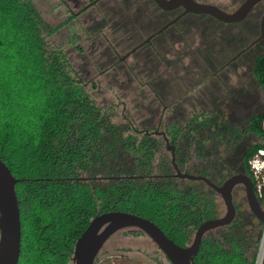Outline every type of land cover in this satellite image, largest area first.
Segmentation results:
<instances>
[{"label": "trees", "instance_id": "obj_1", "mask_svg": "<svg viewBox=\"0 0 264 264\" xmlns=\"http://www.w3.org/2000/svg\"><path fill=\"white\" fill-rule=\"evenodd\" d=\"M60 27L47 28L32 0H0V160L17 180V264H73L75 242L88 222L113 211L142 217L187 246L201 222L219 217V197L201 182L174 176L162 137L136 128L116 104L105 107L92 98L96 87L87 74L49 43ZM251 74L264 105V52L253 60ZM209 121L194 115L166 125L163 133L181 173L220 185L239 168L222 163L216 147L224 138ZM247 133L258 142L244 147L241 172L261 207L264 181L258 196L249 162L264 153V109L233 133L228 150L242 146ZM225 169L228 174H220ZM250 216L251 225L235 212L228 226L205 233L192 263L255 264L262 226Z\"/></svg>", "mask_w": 264, "mask_h": 264}, {"label": "rangeland", "instance_id": "obj_2", "mask_svg": "<svg viewBox=\"0 0 264 264\" xmlns=\"http://www.w3.org/2000/svg\"><path fill=\"white\" fill-rule=\"evenodd\" d=\"M88 1L32 3L47 28L61 26L49 43L62 48L71 65L87 74L86 81L91 80L96 87L92 98L105 107L116 104L117 110L124 109V114L134 119L136 128L151 133L163 132L171 123H187L191 116L205 115L212 132L219 131L224 138L216 147L219 156L225 158L222 163L229 168L238 166L244 147L258 139L244 134L243 145L232 153L228 149L236 137L233 133L242 132L249 118L264 109L261 89L251 74L253 60L264 52V43L259 41L248 48L258 37L264 2L234 24L217 23L207 15L185 16L119 61L169 22L175 12L163 13L150 0H101L86 8ZM206 1L231 13L243 0H198ZM111 64H117L113 70ZM113 71L118 74L116 78ZM226 153L231 158L225 157ZM257 159L254 156L252 160ZM220 174L227 175V169ZM232 202L238 220L253 224L242 187L234 189ZM217 203L221 216L224 209L220 201ZM261 209L264 211V205ZM263 234L261 227L257 261ZM103 248L106 252L98 258H108L98 264H157L156 260L166 264L150 240L137 231L116 232ZM120 254L134 261L113 259Z\"/></svg>", "mask_w": 264, "mask_h": 264}, {"label": "water", "instance_id": "obj_3", "mask_svg": "<svg viewBox=\"0 0 264 264\" xmlns=\"http://www.w3.org/2000/svg\"><path fill=\"white\" fill-rule=\"evenodd\" d=\"M152 1L162 11L181 7L183 8L181 15H207L217 22L234 24L244 20L256 4L264 0H243L231 13L193 0ZM177 18L167 23L156 33L174 23ZM259 40L264 42V12L259 19L258 37L255 41ZM159 135L163 136L162 133ZM164 142L166 151L170 152L174 176L181 180L203 183L219 197L224 209L223 214L201 222L195 229L190 243L185 247H180L168 239L152 222L142 217L119 211L101 213L88 222L76 240L72 256L73 264H92L95 255L104 242L116 232L124 229H136L142 232L170 264H193L192 258L198 251L203 235L209 231L228 226L234 219L235 209L232 202V190L236 186L242 187L246 207L254 219L261 224L262 231H264V211L258 204L249 177L244 174H234L227 177L220 185H215L205 177L181 173L174 164L173 148L167 144L166 139ZM16 183L17 180L8 167L0 160V264H17L19 259L21 226L15 194Z\"/></svg>", "mask_w": 264, "mask_h": 264}, {"label": "flooded vegetation", "instance_id": "obj_4", "mask_svg": "<svg viewBox=\"0 0 264 264\" xmlns=\"http://www.w3.org/2000/svg\"><path fill=\"white\" fill-rule=\"evenodd\" d=\"M99 1H101V0H91V1H88L89 3H88V5L86 6V8L87 7H91V6H93V5H95L97 2H99ZM152 3H153V1L152 0H150ZM193 1H195V2H197V3H202V2H198V0H193ZM262 2H264V1H260L259 3H257L256 5H258V4H260V3H262ZM154 4V3H153ZM202 4H209V5H212V6H215V7H217V8H219L220 10H222V11H225V10H223V9H221L219 6H217L216 4H214L213 2H203ZM154 6L156 7V5L154 4ZM157 8V7H156ZM158 9V8H157ZM159 11H161V12H163V13H174L175 12V15H174V17L170 20V21H172L173 19H175V18H177L176 19V21L174 22V23H172L171 25H168L165 29H163L161 32H159V33H156V32H154V33H152V34H150L149 36H147L142 42H140L139 44H137L136 46H134L129 52H127L126 54H124V56H122L121 58H119V61H122L125 57H128V56H130L131 55V53H133L135 50H137V49H139V48H141V47H143V46H145V45H147L155 36H158V35H160L161 33H163L166 29H168L169 27H171V26H174L176 23H177V21H179L181 18H183V17H185V16H198V15H194V14H185V15H181L182 14V12H183V8H181V7H177V8H175V9H172V10H169V11H162V10H160V9H158ZM227 13V12H226ZM209 17V16H208ZM210 19H212V20H214L213 18H211L210 17ZM169 21V22H170ZM215 22H217L216 20H214ZM169 22H167V23H169ZM166 23V24H167ZM217 23H220V22H217ZM166 24H164L163 26H165ZM221 24H224V23H221ZM162 26V27H163ZM161 27V28H162ZM160 28V29H161ZM159 29V30H160ZM257 39V38H256ZM255 39V40H256ZM253 41L249 46H248V48L251 46V45H254L255 43H257V42H259V41ZM144 41H146L145 43H143ZM260 42H262V41H260ZM264 43V42H263ZM247 48V47H246ZM246 48L244 49V50H246ZM244 50H242V51H240V53L241 52H244ZM157 134V136H160V137H162L163 139H166V136L164 135V133L163 132H156ZM159 133H162L163 134V136H161V135H159ZM154 134V133H153ZM166 141H167V139H166ZM165 143V142H164ZM167 143H168V141H167ZM241 159V158H240ZM237 166V165H236ZM241 162H240V160H239V163H238V170L237 171H235V173L234 174H243L242 172H241ZM233 174V175H234ZM236 187H239V186H236ZM235 187V188H236ZM235 188H233V190H232V198H233V191H234V189ZM125 230V229H124ZM128 230V229H127ZM130 230V229H129ZM122 231V230H121ZM119 232V231H118ZM114 235V234H113ZM109 239V238H108ZM107 239V240H108ZM106 240V241H107ZM106 241L104 242V244L106 243ZM151 242V241H150ZM152 243V242H151ZM104 244L101 246V248L99 249V251L97 252V254L95 255V257H94V260H93V263L92 264H98V263H101V261L102 260H104V259H107L108 257L106 256V257H104V258H102V259H100V258H98V257H102L104 254H105V250H104V248H103V246H104ZM153 244V243H152ZM154 245V244H153ZM157 249V248H156ZM158 250V249H157ZM159 251V250H158ZM104 252V253H103ZM160 252V251H159ZM160 257L163 259V261L164 262H166V264H170L169 262H168V260L161 254V252H160ZM156 258V257H155ZM113 259H116V260H119V261H126V263H129V262H133L134 261V259L133 258H129L128 256H126V255H122V254H120V255H117V256H114L113 257ZM159 259V258H158ZM157 261V264H162L161 262H159L158 260H156Z\"/></svg>", "mask_w": 264, "mask_h": 264}, {"label": "built area", "instance_id": "obj_5", "mask_svg": "<svg viewBox=\"0 0 264 264\" xmlns=\"http://www.w3.org/2000/svg\"><path fill=\"white\" fill-rule=\"evenodd\" d=\"M257 156H264V153L262 151L257 152ZM252 160V162H249L250 165V171L252 173V176L256 182L255 190L258 196L260 195V187L264 181V161L261 159ZM257 158V157H256ZM260 248V246H259ZM259 252V251H258Z\"/></svg>", "mask_w": 264, "mask_h": 264}, {"label": "bare ground", "instance_id": "obj_6", "mask_svg": "<svg viewBox=\"0 0 264 264\" xmlns=\"http://www.w3.org/2000/svg\"><path fill=\"white\" fill-rule=\"evenodd\" d=\"M263 249H264V234H263V242L261 244V249H260L259 261H257L256 264H260L261 263V259H262V255H263Z\"/></svg>", "mask_w": 264, "mask_h": 264}]
</instances>
